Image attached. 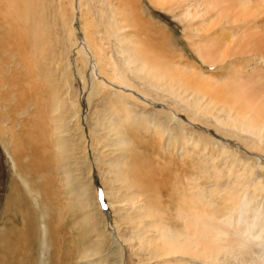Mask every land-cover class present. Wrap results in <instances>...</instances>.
Wrapping results in <instances>:
<instances>
[{"label":"rangeland","instance_id":"obj_1","mask_svg":"<svg viewBox=\"0 0 264 264\" xmlns=\"http://www.w3.org/2000/svg\"><path fill=\"white\" fill-rule=\"evenodd\" d=\"M136 1L139 11L134 13L140 15L139 25L129 26L126 31L131 35L139 32L137 36L141 41L145 39L148 47L154 48L151 52L158 61L170 65L173 62L172 66L191 71L189 73L195 70L218 81L216 88L223 87L233 95L238 92L252 97L264 94V77L255 73H264V12L258 15L254 9L257 3L264 7L263 1L246 0L249 11L242 1L235 0L239 7L232 11L228 9L231 0H224L228 4L222 2L221 5L219 0H210L219 4L214 3L211 7L208 3L202 4L203 8H211L206 18L198 16L194 6L209 0ZM235 2L232 0L234 7L237 6ZM97 3L96 0H72L73 6L67 7V16L70 15L65 19L59 15L57 0H41L36 3L34 14L42 28L48 31L49 42H54L46 45L45 58L31 57V68L22 75V66L14 70L13 63L0 61V114H4L0 116V264H159L154 259L140 261L141 254L152 252L153 247L143 246L138 239L143 227L134 225L140 213L135 205L132 206V198L120 197L121 201L116 204V197L130 194L116 182L110 169L111 163L123 161L124 155L116 145L114 131L102 128L100 124L104 123L107 104H115L121 96L119 91L130 92L115 83H107V89L90 96L92 81L96 83L102 78L96 75V69L84 68L77 53L84 38L85 21H91L93 26L99 23L101 26L96 28L107 31L101 5ZM117 4V0H108L107 6L113 8ZM243 8L247 12L242 11ZM221 11L226 15L223 16ZM70 29L76 41L74 46L70 45ZM201 45H209L210 53ZM198 47L204 56L210 54H207L208 58L213 53L215 56L222 53L223 60L215 64L201 61L196 54ZM34 77L38 83L31 82ZM6 79L21 82V87L33 88V91L19 100L18 88L9 86ZM134 93L143 100L142 94ZM144 101L150 113L129 108L130 112L138 113L132 115L134 123L123 129L136 151L145 156L149 168L155 171V185L170 170L168 178L176 184L179 182L177 187L184 195L190 199L200 192L201 197L212 198L211 203L217 210L223 208L222 212L230 211L229 199L237 194L239 199L251 195L257 196L258 202L261 200L264 191H259L260 186L256 183L264 186V153L256 154L232 136L218 132L211 124L202 123L204 119H194L195 113L189 111L184 102L166 101L175 110L173 117L161 102ZM39 108L44 109L40 111L39 120L47 131L48 140L42 148L48 163L37 172L22 169L30 164V147L24 148L21 143L23 150L16 151L20 153L19 158L14 150L16 144H20L16 140L18 136L33 132L31 127L38 121ZM144 117L153 125H159V130L164 132L161 140L158 131L148 125L142 119ZM54 126L61 127L60 134L53 133ZM184 127L208 135L214 144L203 146L195 140L197 138L187 142ZM58 138L66 141V149L61 154L54 150ZM249 163L254 165L252 171ZM174 172L178 175L174 176ZM187 179L196 186L189 192H185ZM171 195L170 188L168 192L164 191L161 209L165 206L174 209ZM103 203L107 206L102 207ZM156 206L157 203L150 204L152 208ZM143 222L149 227L152 221L143 219ZM175 260L183 261L184 258ZM191 264H198V261H191Z\"/></svg>","mask_w":264,"mask_h":264},{"label":"bare ground","instance_id":"obj_2","mask_svg":"<svg viewBox=\"0 0 264 264\" xmlns=\"http://www.w3.org/2000/svg\"><path fill=\"white\" fill-rule=\"evenodd\" d=\"M38 1L41 0H0V61L13 63L14 70L22 66L21 75L23 71L31 68V57L35 56L36 60H39L40 57L44 59L46 45L54 43L49 42L48 31L42 28L41 22L36 19L34 14ZM96 1L101 5L100 12L103 15L105 22L103 25H106L107 31H99L96 26L101 25L97 23L96 26H93L91 21L88 22V17L87 21L83 23L84 38L77 53L80 55L82 66L84 68L90 66L92 69H96V75L102 78V80H96V83L92 81L90 96L97 95L102 90L107 89V83H115L120 88L130 92L125 94V91H119L122 93L121 96L116 99L115 104L110 102L107 104L104 110L107 112L104 123L100 124L102 128L114 131L116 145L120 147L119 149L123 151L124 155L123 161L120 159L112 162L110 169H112L116 182L124 186V189L129 190L131 195L129 193L121 194L116 197V204H119L121 198H132L130 199L132 206L135 205L136 211L140 213V217H136L138 218L136 221L140 222L134 225L136 227L142 225L143 227L142 235L138 239L143 242V246L153 247L152 252L146 251L141 254L140 261H152L154 259L158 260L159 264H181L179 262L191 264V261H198V264H264V209L262 207L264 206V196L258 202L259 199H255L257 196L250 195L246 199H239L241 197L237 194L229 199L228 208L230 211L222 212L223 208L217 210V207L211 203L212 198L201 197L200 192H196L193 195L195 198L190 199L184 195L183 190L177 187L179 182L176 184V181L171 180V177L168 178L169 169L165 173L166 176L158 180L155 185L153 178L155 171L149 168L150 163L144 160L145 156L136 151L133 142L126 137V132L123 129V126L134 123L132 122L134 113L137 114L138 111L150 113L148 104L145 103L144 99L161 102V105L169 108L168 113L175 117V110L166 103L168 100H173L186 103L187 109L195 113L194 119H204L205 121H201L202 123L211 124L218 132L232 136L246 149H250L256 154L264 153V94L259 97L246 94L247 97L243 92H238L237 95H233L230 94V90L223 89V87L216 88L218 81L204 77L195 70L192 71L193 73H189L191 71L178 70L177 66H172L173 62L170 65L168 62L158 61V57L151 52V49L154 50V48L148 47V42L144 41L145 39L141 41L140 37L137 36L139 32L135 31V34L131 35L126 31L129 26L136 27L139 25L137 20H139L140 15H136L139 11L136 0H117L118 4L116 7L112 6L113 8L107 6L108 0ZM167 1L169 2V0ZM215 1L209 0L196 4L194 6L197 10L196 14L205 17L207 12L210 13V7L214 3L216 5L219 3L221 5L222 2V4H228L224 0H219L218 4ZM233 1L235 2V0ZM240 1H242V5L245 4L247 7L248 1ZM244 1L246 3H243ZM261 1L264 2V0ZM57 2L60 17L67 19L70 15L67 16V7L73 6L72 0H57ZM203 3L205 5L208 3L210 7H201ZM238 5L237 3V6L234 7L231 0L228 9L233 11L234 8L239 7ZM214 8L216 7L214 6ZM254 9L256 13L258 11V15L261 14L260 12H264L261 3H257ZM247 10L250 11L248 7ZM247 10L242 9L245 12ZM135 11L136 13H134ZM221 12L224 13V11ZM225 13L223 16L226 15ZM92 27L98 31L95 28L91 31ZM258 27L260 28V26ZM68 31L70 45L74 46L76 41L72 35V30ZM232 41L234 42V40ZM200 47H207L208 49L209 45H201ZM200 47L197 48L196 54L198 53L201 61L215 64L219 60L220 62L223 60V55L220 52V56L216 55V59H214L216 57L213 55L214 53H211V58H208L210 57H207V54L210 55L209 49V53L205 52L206 56H204L205 54L201 53ZM15 60L17 61L15 62ZM255 73L264 77L262 71ZM31 82L38 83V80L34 77ZM5 83L6 81L3 82V84ZM7 84L18 88L19 100L33 91V88L26 90L25 87H21V82L16 83L13 79H8ZM12 87L9 88L12 89ZM134 91L142 94L143 100L137 98ZM24 107L22 106V108ZM134 107L138 108L135 109ZM129 108L138 109V111L130 112ZM38 111L36 116L38 121L33 123L31 127L33 132L30 131L33 134L28 132L26 135L18 136L16 140L20 144H16L14 150L16 157H18L20 153L16 151L23 150L20 148L21 143L24 148L30 147V164L28 167L22 166V169L29 168L37 172L43 169V164L48 163V157L42 148L48 140L47 131L44 130V126L39 120L40 111L43 112L44 109L39 108ZM55 111H58L57 108ZM0 116L3 117L4 114L1 113ZM142 119L148 125H152L155 131H158V137L161 140L164 132L159 130V125H153L145 117ZM60 128V126H54L53 133L59 132L60 134ZM183 130L187 142L197 138L195 140L200 141L203 146H207L209 143H211L210 145L214 144V140L202 132L196 133L186 127ZM57 142L58 145H55L54 150L61 154V151L66 149L64 146L66 141L58 138ZM253 168L254 165L250 167V170L252 171ZM242 169L244 170V168ZM180 184H183L181 180ZM260 184L259 182L256 183L260 186L258 190L264 191V186ZM184 185L187 186L185 192L196 187L190 183L189 179ZM252 185L250 184V186ZM169 188L172 198L175 199V201L172 200L173 204L171 203L172 206L175 205L174 209L168 206L161 209L163 193L164 191L168 192ZM154 198L156 199L154 200ZM156 203L155 208L150 207V204ZM199 206L200 208H198ZM142 217L152 221L149 227L144 225ZM138 232H141L139 228ZM126 248L130 250L129 247ZM177 257H182L184 260L177 261L175 260Z\"/></svg>","mask_w":264,"mask_h":264},{"label":"snow or ice","instance_id":"obj_3","mask_svg":"<svg viewBox=\"0 0 264 264\" xmlns=\"http://www.w3.org/2000/svg\"><path fill=\"white\" fill-rule=\"evenodd\" d=\"M101 195H102V193H101ZM101 206L102 207H106L107 205H106V203H103Z\"/></svg>","mask_w":264,"mask_h":264}]
</instances>
